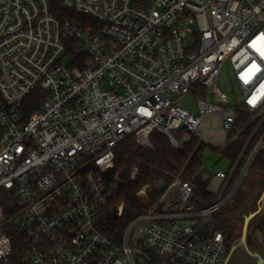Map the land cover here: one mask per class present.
I'll list each match as a JSON object with an SVG mask.
<instances>
[{
	"label": "built area",
	"instance_id": "obj_1",
	"mask_svg": "<svg viewBox=\"0 0 264 264\" xmlns=\"http://www.w3.org/2000/svg\"><path fill=\"white\" fill-rule=\"evenodd\" d=\"M60 1L89 23L60 20L50 0H0V263L12 254L14 227L25 264H222L229 239L205 227L264 148L263 134L239 169L264 124V0ZM227 61L241 95L232 106L215 86ZM189 94L195 112L178 105ZM237 105L259 122L227 172L201 171L222 183L210 206L193 204L196 185L176 176L119 244L100 232L104 213H123L111 205L120 143L133 136L151 149L157 132L179 148L201 136L206 114L228 133ZM255 240L264 249V228Z\"/></svg>",
	"mask_w": 264,
	"mask_h": 264
},
{
	"label": "trees",
	"instance_id": "obj_2",
	"mask_svg": "<svg viewBox=\"0 0 264 264\" xmlns=\"http://www.w3.org/2000/svg\"><path fill=\"white\" fill-rule=\"evenodd\" d=\"M50 2L52 13L60 20H70L80 24L89 23V18L63 10L60 0H50ZM38 96V91L31 93L24 103L23 110L28 113L35 111ZM235 113L236 119L232 129L228 132V137L232 138L237 133L239 134L221 150V154L231 161V165L235 163L247 139L259 122L254 113H251L243 105H237ZM182 131L175 132L174 137L176 139L181 138ZM263 134L264 124L258 129L245 155L242 157L239 169L242 168L252 147ZM150 142L151 149L141 148L137 145L135 138L130 136L120 143L117 148L114 159L115 167L111 174L112 176L116 175L119 189L118 195L112 200L111 205L115 207L122 203L123 213L120 218L104 213L98 223L100 232L115 244H119L123 230L133 219L156 205L161 195L173 182V177L179 176L184 180L192 181L196 185L192 202L198 208L210 206L216 198V195L208 190L210 179L204 180L201 174L203 152L212 147L200 141L198 137L192 136L184 145L174 149L171 147L168 138L157 132L151 135ZM212 149L214 150V148ZM134 165L138 166V175L131 179L130 170ZM253 168L264 174V148L254 159L248 173ZM238 174L239 170L234 179L238 177ZM144 186H149L146 196H137L136 193ZM242 186L241 184L240 188ZM239 207L240 203L237 197L232 205L220 209L212 216L214 220H209L205 232L222 231L228 239H231L228 216L237 214ZM9 235L12 241V254L6 263L0 264H25L23 260L25 246H23L21 234L13 227L9 229Z\"/></svg>",
	"mask_w": 264,
	"mask_h": 264
},
{
	"label": "rangeland",
	"instance_id": "obj_3",
	"mask_svg": "<svg viewBox=\"0 0 264 264\" xmlns=\"http://www.w3.org/2000/svg\"><path fill=\"white\" fill-rule=\"evenodd\" d=\"M215 86L218 90L228 95L230 101L229 106H232L233 103L241 99V95L238 89V81L231 69V64L229 63V61H227L223 65L221 73L216 79ZM195 101V95L189 94L180 99L178 105L191 112H195ZM220 105L224 107L226 106V104ZM260 116H263V113H261ZM203 124L205 126L204 131L199 137V139L206 145L214 148V150L212 148H207L203 152L201 160V171L207 173L209 176L214 175L218 171L227 172L231 167V161L221 154V150L224 149L233 139H235L239 133L234 135L232 138H229L228 133L221 129L220 116L217 114H206L203 119ZM263 177L264 174L259 172L258 169H251V172L248 173L247 176L244 178V182L242 183L243 186L226 204H224L220 208L222 209L230 204L232 205L236 201V198H239L240 207L238 209L237 214L228 216L231 233V239H229V242L231 245L234 241L238 240L242 234L243 222L239 218V213L242 209L244 199H246L247 196L250 194L249 191L251 185L256 180H259ZM221 184L222 183L220 181H217L211 177L208 186L209 192L217 196L221 190ZM209 220L212 221L214 220V218L211 217Z\"/></svg>",
	"mask_w": 264,
	"mask_h": 264
},
{
	"label": "water",
	"instance_id": "obj_4",
	"mask_svg": "<svg viewBox=\"0 0 264 264\" xmlns=\"http://www.w3.org/2000/svg\"><path fill=\"white\" fill-rule=\"evenodd\" d=\"M246 205L243 203L239 218L243 222L241 237L234 241L230 251L222 264H264V249L259 247L253 239L252 247L247 245L248 221L245 219Z\"/></svg>",
	"mask_w": 264,
	"mask_h": 264
},
{
	"label": "flooded vegetation",
	"instance_id": "obj_5",
	"mask_svg": "<svg viewBox=\"0 0 264 264\" xmlns=\"http://www.w3.org/2000/svg\"><path fill=\"white\" fill-rule=\"evenodd\" d=\"M249 192L243 203L246 205L245 219L248 221V233H252L247 237V245L252 247L256 234L264 228V177L256 180ZM255 243L259 246L256 240Z\"/></svg>",
	"mask_w": 264,
	"mask_h": 264
}]
</instances>
